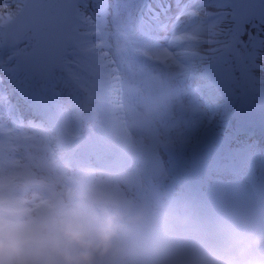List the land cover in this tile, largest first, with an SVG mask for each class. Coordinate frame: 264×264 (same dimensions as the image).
I'll return each instance as SVG.
<instances>
[{"label": "clouds", "instance_id": "obj_1", "mask_svg": "<svg viewBox=\"0 0 264 264\" xmlns=\"http://www.w3.org/2000/svg\"><path fill=\"white\" fill-rule=\"evenodd\" d=\"M33 184L27 174L0 178V264H264V195L208 201L101 189L52 191L41 204Z\"/></svg>", "mask_w": 264, "mask_h": 264}, {"label": "rangeland", "instance_id": "obj_2", "mask_svg": "<svg viewBox=\"0 0 264 264\" xmlns=\"http://www.w3.org/2000/svg\"><path fill=\"white\" fill-rule=\"evenodd\" d=\"M226 2H228V0H222L221 1V3H226ZM204 4H205V2L204 1H201L200 2V5L199 4H194L193 5V7L191 8L193 11H195V12H198V13H202V11H201V8L200 7H203L204 6ZM203 5V6H202ZM13 7V5L12 4H10V3H8L6 0H0V13H4V11H6L5 9L7 8V10H10L11 8ZM131 7V5L129 6V8ZM212 28L213 27H208V29H206L204 32L205 33H207V34H211V32H212ZM199 29V26H197V25H195V26H193L192 27V30L193 31H196V30H198ZM247 34H248V32H247ZM168 50L170 51V52H173V53H177V54H181V52H182V49H179L177 46H175V45H172V44H169L168 45ZM251 50V49H250ZM251 53H253V54H256V52L254 51V50H251L250 51ZM255 60V58L252 56L249 60H248V62H253ZM175 65H176V62H175ZM246 65H247V63H245L244 64V69H245V67H246ZM244 76H245V78H246V81L248 82V83H250V77H249V75L248 74H246V71H244Z\"/></svg>", "mask_w": 264, "mask_h": 264}, {"label": "bare ground", "instance_id": "obj_3", "mask_svg": "<svg viewBox=\"0 0 264 264\" xmlns=\"http://www.w3.org/2000/svg\"><path fill=\"white\" fill-rule=\"evenodd\" d=\"M72 109L69 110V112H71Z\"/></svg>", "mask_w": 264, "mask_h": 264}]
</instances>
